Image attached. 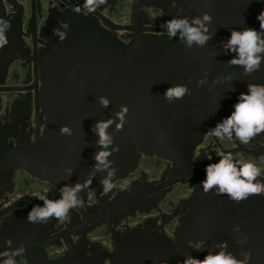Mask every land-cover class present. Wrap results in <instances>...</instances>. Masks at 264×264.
<instances>
[{"label":"flooded vegetation","instance_id":"flooded-vegetation-1","mask_svg":"<svg viewBox=\"0 0 264 264\" xmlns=\"http://www.w3.org/2000/svg\"><path fill=\"white\" fill-rule=\"evenodd\" d=\"M133 1L107 0L86 15L73 11L83 9L84 0H0V18L11 22L8 43L0 48V131L8 134L9 143L16 145L22 137L36 143L48 127L51 112L45 107L56 102L52 94L45 95L46 100L41 97L54 87L46 85L62 42L54 30L67 33L75 24L94 26L129 43L133 31L125 27L132 25ZM161 17L160 9L146 7L136 26L144 33H161L156 29L163 27ZM64 22L68 29L60 27ZM228 152L235 160L264 169V133L244 145L235 137L221 140L206 132L186 166L156 153H141L133 169L113 180L110 192L93 180L80 193L83 207L70 210V220L53 218L47 224L27 220L33 206H43L38 196L57 200L65 184L86 179L63 174L55 182L18 167L0 184V253L11 239L12 248L26 249L16 258L17 264H116L123 244L131 264L133 251L157 246L168 253L170 263L178 264L179 256L182 261L186 255L202 260L218 250L216 244L227 241L228 251L238 259H244L242 252L251 253L246 264H264L253 240L247 239L258 234L264 196L235 203L226 195L202 190L206 166L218 163L221 154ZM259 179L264 181V175Z\"/></svg>","mask_w":264,"mask_h":264},{"label":"water","instance_id":"water-1","mask_svg":"<svg viewBox=\"0 0 264 264\" xmlns=\"http://www.w3.org/2000/svg\"><path fill=\"white\" fill-rule=\"evenodd\" d=\"M175 4L134 0L132 25L125 27L133 31L129 43L94 26L75 24L66 33L55 69L47 77L46 85L54 87L41 97L46 100L45 95L52 94L56 102L45 107L51 114L44 136L36 143L22 137L13 145L7 141L8 134L0 131V184L18 167L55 182L68 174V168L74 169L76 180L87 179L100 150L92 128L99 120L112 118L121 105L128 106L123 130L117 132L115 124L108 129L114 137L112 147L119 148L109 157L117 169L113 180L133 169L141 153H156L186 166L204 134L234 111L239 95L248 92L247 84H264V63L260 71L245 76L243 68L227 64L235 54H225L221 46L231 30H260L257 16L264 11V0H175ZM146 7L161 10L163 27L156 28L161 33H144L136 26ZM204 12L213 17L214 33L205 47L188 49L178 35L169 40L165 21L177 16L191 19ZM228 76L232 79H225ZM205 77L207 83L198 87L197 81ZM177 84L187 85L191 95L169 103L163 94ZM101 96L109 98V107H101ZM60 101L75 104L69 107ZM63 125L72 129V135H61ZM103 175L98 173L94 181L100 183ZM258 223V234L247 239L253 240L256 254L264 258V216H258ZM133 252L131 264H173L157 246ZM127 253L121 244L116 264H128ZM178 260L180 264L182 257Z\"/></svg>","mask_w":264,"mask_h":264},{"label":"clouds","instance_id":"clouds-1","mask_svg":"<svg viewBox=\"0 0 264 264\" xmlns=\"http://www.w3.org/2000/svg\"><path fill=\"white\" fill-rule=\"evenodd\" d=\"M106 3L107 0H84L83 9L76 7L73 11L76 14L84 11L87 15ZM175 6V0H172V7ZM257 19L260 24L259 31L254 28H244L242 31L231 30L230 38L226 42H221L225 54L228 52L235 54L227 64L243 68L245 76L260 71L264 63V11H261ZM212 20L213 17L208 12L191 19L186 16H177L165 21L164 29L169 40L178 35L180 43L186 48L191 49L193 46L203 48L214 35L210 28ZM60 27L68 29L69 25L64 22ZM10 29L11 22L0 18V48L7 45V32ZM56 33L61 39L66 38V32L55 29L54 34ZM225 79L231 80L232 77L228 76ZM218 82V79L213 80V83ZM206 83L207 78H201L197 81V86H204ZM247 88V93L239 95L231 115L211 128L208 131L209 134L221 140L225 138L232 140L235 137L241 144L247 145L254 137L264 133V84L248 83ZM190 95L191 90L187 85L177 84L166 89L163 98L172 103ZM98 102L102 108H107L111 104L109 98L105 96L98 97ZM127 113L128 106L121 105L112 118L101 119L93 126L92 131L98 136L97 145L100 150L94 155L95 164L88 178L83 183L78 181L74 185L65 184L57 200L49 199L46 194L39 195L38 200L43 202V206L35 205L31 208L27 216L29 223L47 224L53 218L70 220V210L83 207L80 193L90 188L98 173L104 174L100 184L105 193L114 188L113 178L116 176L117 169L113 167L114 161L109 157L119 148L112 147L114 137L108 129L115 124V130L122 131L127 122ZM60 133L70 136L72 129L63 125ZM207 158L212 159L211 155ZM66 171L70 177L74 169L68 168ZM205 172L206 177L201 182L205 194L214 191V194L226 195L235 203H241L253 195L264 196V181L259 179L264 175V169L251 162L235 160L230 152L221 154L218 163L208 164ZM236 230L239 231L238 226ZM12 243L11 239L6 241L8 248L0 253V264H17L16 258L26 251L23 245L12 248ZM215 248L218 250L209 252L202 260L186 255L180 264H246L251 256L250 252H242L244 259H238L231 251H228L227 241L216 244Z\"/></svg>","mask_w":264,"mask_h":264}]
</instances>
